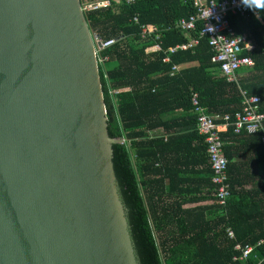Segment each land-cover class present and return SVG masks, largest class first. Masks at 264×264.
I'll list each match as a JSON object with an SVG mask.
<instances>
[{"label":"trees","instance_id":"1","mask_svg":"<svg viewBox=\"0 0 264 264\" xmlns=\"http://www.w3.org/2000/svg\"><path fill=\"white\" fill-rule=\"evenodd\" d=\"M195 13L191 1L182 0H136L84 11L94 38L116 39L97 50L96 57L108 134L123 140L112 144V163L136 259L138 264H242L232 259L238 253L234 245L261 240L252 254L264 264V145L259 133H235L232 127L242 101L239 88L257 95L264 113V4L257 10L259 18L228 15L234 32L246 34L254 45L241 51L253 65L238 69L237 84L227 82L211 62L208 40L199 34L200 20L191 30L174 26ZM145 23L160 27L157 39H140ZM193 38L197 43L191 47L165 52ZM154 42L160 50L146 52ZM174 64L180 68L169 75ZM191 92H198L207 114L229 116L219 132L229 182L223 206L212 195V171L195 127ZM242 147L252 154L237 165L232 159ZM245 177L255 178L249 189L242 187ZM203 200L213 202L186 206ZM248 262L256 259L251 255Z\"/></svg>","mask_w":264,"mask_h":264},{"label":"water","instance_id":"2","mask_svg":"<svg viewBox=\"0 0 264 264\" xmlns=\"http://www.w3.org/2000/svg\"><path fill=\"white\" fill-rule=\"evenodd\" d=\"M80 0H0V264H138Z\"/></svg>","mask_w":264,"mask_h":264},{"label":"built area","instance_id":"3","mask_svg":"<svg viewBox=\"0 0 264 264\" xmlns=\"http://www.w3.org/2000/svg\"><path fill=\"white\" fill-rule=\"evenodd\" d=\"M136 0H85L81 2L83 11L96 9H105L108 7L115 8L122 3H133ZM191 1L196 9L194 15L188 18H179L175 22V27L181 31L191 30L195 26V22L200 20L202 27L199 31L200 35L206 36L208 44L211 48V62L217 65L219 73L229 83H238L240 73L238 69L245 66L253 65L252 57L242 55L243 49H252L253 44L246 34H236L229 23L228 15L237 14L246 16L252 13L259 18L257 10L260 9L264 0H182ZM248 6V7H247ZM133 21L137 22L136 16ZM159 28L156 25L147 23L140 25L139 37L142 41L147 39L155 40L158 38ZM96 39V38H95ZM99 40V39H98ZM116 39L109 38L101 42V47L97 50L111 45ZM197 43V39H190L186 43H179L174 46H169L165 52L172 53L177 49H187ZM160 45L154 42L146 46V52L160 50ZM168 56L163 58V61H168ZM179 69V65H172L169 69V75H174ZM239 87V86H238ZM240 96L242 97L240 110L234 115L232 122L233 131L239 133L245 130L247 133H259L260 141L264 145V113L259 110V97L257 95H248L244 90L239 88ZM190 101L192 111L196 115L195 127L197 133L203 136V141L206 144V154L209 167L212 171L211 182L214 185L212 195L214 201L222 205L225 204V199L229 195V182L226 173L227 159L222 151V139L219 132L226 127L229 120L228 114L214 116L207 114L205 108L199 104L198 92H191ZM213 118H222V123H217ZM226 235L229 238L233 237V232L230 228L226 229ZM261 242L258 241L255 245ZM255 245L236 243L234 250L238 253L234 254L232 259L239 260L242 264H250L249 257L252 255L256 262L253 264H262V259L257 258L252 254Z\"/></svg>","mask_w":264,"mask_h":264},{"label":"crops","instance_id":"4","mask_svg":"<svg viewBox=\"0 0 264 264\" xmlns=\"http://www.w3.org/2000/svg\"><path fill=\"white\" fill-rule=\"evenodd\" d=\"M145 24H147V23H145ZM150 24H152V23H150ZM154 25V24H153ZM157 26V25H156ZM158 27V26H157ZM159 28V30H160V27H158ZM159 32V31H158ZM175 65H178V64H175ZM179 68H180V65H179ZM222 123V122H221ZM226 129V127H224L221 131H224ZM155 132H160L159 130H156ZM244 147H242L240 150H239V152H238V155H236V156H234L233 157V162L234 163H236L237 165H240V164H242V163H246L247 162V157L248 156H251V152H247L245 149H243ZM243 166H246V164H244ZM253 167H251L250 169L251 170H253L252 169ZM226 173H227V171H226ZM227 178H228V174H227ZM245 179V182L242 184V187L243 188H245V189H249L250 187H252V185L253 184H255V178H248L247 179V177H245L244 178ZM211 202H213L212 200H203V201H200V202H194V203H188L186 206H193V205H196V204H208V203H211ZM263 264V263H262Z\"/></svg>","mask_w":264,"mask_h":264},{"label":"rangeland","instance_id":"5","mask_svg":"<svg viewBox=\"0 0 264 264\" xmlns=\"http://www.w3.org/2000/svg\"><path fill=\"white\" fill-rule=\"evenodd\" d=\"M83 1H85V0H83Z\"/></svg>","mask_w":264,"mask_h":264},{"label":"clouds","instance_id":"6","mask_svg":"<svg viewBox=\"0 0 264 264\" xmlns=\"http://www.w3.org/2000/svg\"><path fill=\"white\" fill-rule=\"evenodd\" d=\"M248 7V6H247Z\"/></svg>","mask_w":264,"mask_h":264}]
</instances>
